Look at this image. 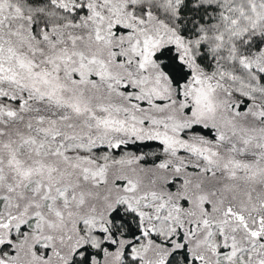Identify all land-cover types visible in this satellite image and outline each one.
<instances>
[{
    "label": "snow or ice",
    "instance_id": "1",
    "mask_svg": "<svg viewBox=\"0 0 264 264\" xmlns=\"http://www.w3.org/2000/svg\"><path fill=\"white\" fill-rule=\"evenodd\" d=\"M0 264H264V0H0Z\"/></svg>",
    "mask_w": 264,
    "mask_h": 264
}]
</instances>
